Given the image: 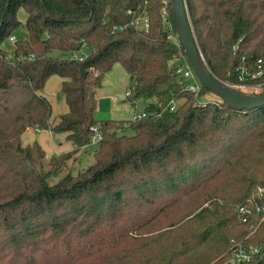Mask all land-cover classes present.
<instances>
[{"label": "trees", "instance_id": "obj_1", "mask_svg": "<svg viewBox=\"0 0 264 264\" xmlns=\"http://www.w3.org/2000/svg\"><path fill=\"white\" fill-rule=\"evenodd\" d=\"M184 1L202 65L223 82L260 67L264 84V0ZM19 11L26 39L8 52ZM137 19L147 29L131 27ZM169 34L178 39L170 0H0V264H228L252 223H238L237 208L258 189L263 221L246 244L264 247V106L195 104L175 83L171 62L185 54ZM115 64L146 118L95 120ZM52 76L68 108L55 124L40 94ZM30 128L64 133L74 149L45 168L42 147L21 143ZM126 128L133 135H117ZM94 129L93 163L72 174Z\"/></svg>", "mask_w": 264, "mask_h": 264}, {"label": "rangeland", "instance_id": "obj_2", "mask_svg": "<svg viewBox=\"0 0 264 264\" xmlns=\"http://www.w3.org/2000/svg\"><path fill=\"white\" fill-rule=\"evenodd\" d=\"M18 19L21 22V27L13 33L16 40L26 39V33L23 27L25 21V13L19 11ZM170 28H168L169 30ZM171 35V41L178 42L176 36ZM4 50L8 52L13 48V42L10 39H6L2 43ZM51 56H58L57 51H52ZM174 65V61L171 62V66ZM62 79L58 76L50 77L46 82L41 96H43L51 106V117L49 122L55 124L58 121L59 115L67 112L68 108L63 98L59 96V89ZM132 86L130 76L125 73L123 68L119 64H115L111 70L104 74L100 89L96 93L97 106L94 113L95 120L99 122L106 121H131L133 113L136 115L142 112V101H138L135 106H130L127 102L125 93ZM205 96V100L216 102L218 98L212 93H208ZM114 100V101H113ZM183 99L179 100L182 104ZM131 109L130 113H126V108ZM125 134L126 136L133 135L130 130L118 131L117 135ZM39 144L45 152L46 160L44 167H47V161L53 156H58L63 153H67L74 149L73 143L66 140V134L53 133L49 130H36L30 128L21 135V143L23 146L32 145L33 143ZM97 148L96 145H91L88 149L80 150L73 160L67 163V170L72 174H77L85 170L93 163L92 152Z\"/></svg>", "mask_w": 264, "mask_h": 264}, {"label": "built area", "instance_id": "obj_3", "mask_svg": "<svg viewBox=\"0 0 264 264\" xmlns=\"http://www.w3.org/2000/svg\"><path fill=\"white\" fill-rule=\"evenodd\" d=\"M161 17L163 21L167 18V12L165 8L161 9ZM134 29H147V22L145 19H137L130 24ZM170 26L167 25V30ZM169 29L168 31H170ZM169 39L171 35L169 34ZM10 41L14 42L15 37H10ZM177 44V42H175ZM81 56L80 53L74 55ZM174 72H175V83L181 89L182 92L189 93L193 96L195 104L206 105L212 104L213 101L205 100V96L201 95L202 85L198 81L197 77L187 59L183 55L176 56L174 58ZM263 74V69L258 67L257 71H251L248 68H241L237 77V81L233 82H223L221 83L228 86L231 89H236L237 92L245 95H263L264 94V84L255 82L256 79L260 78ZM128 95V93L126 94ZM180 105L179 100H171L168 104V110L170 112L174 111ZM147 114L145 111L135 115L133 120L146 118ZM159 117V114L156 115ZM37 130V129H36ZM94 132L96 130L94 129ZM100 140V135L96 132L95 136L91 141V145H98ZM262 197V190L258 189L256 196L247 199L242 205L237 208L236 211V221L240 224H249L248 234L245 236L243 241H231L232 247L228 253V264H264V247L263 246H251L247 245L246 241L251 238L258 230L259 225L263 221L262 212L263 208L259 205V199Z\"/></svg>", "mask_w": 264, "mask_h": 264}, {"label": "water", "instance_id": "obj_4", "mask_svg": "<svg viewBox=\"0 0 264 264\" xmlns=\"http://www.w3.org/2000/svg\"><path fill=\"white\" fill-rule=\"evenodd\" d=\"M170 6L177 26L179 43L183 49L185 58L202 87L220 99L225 104L226 108L235 112L252 111L263 107L264 94L249 96L235 92L228 86L223 85L221 81L211 74L205 65H202L200 61L202 56L188 20L185 1L170 0ZM130 80H132V77H130Z\"/></svg>", "mask_w": 264, "mask_h": 264}, {"label": "crops", "instance_id": "obj_5", "mask_svg": "<svg viewBox=\"0 0 264 264\" xmlns=\"http://www.w3.org/2000/svg\"><path fill=\"white\" fill-rule=\"evenodd\" d=\"M127 92H128V91H127ZM127 92H126V93H127ZM126 93H125V94H126ZM113 101H114V100H113ZM137 103H138V102H137ZM137 103H135L134 105H130V106H135ZM142 105H143L142 111H144V107H145V105H144L143 102H142ZM130 112H131V109H130L129 107H127V108H126V113H130ZM140 113H141V112H140ZM138 114H139V113H138ZM135 115H136V113L134 112V113H133V116H132V120H133V117H134Z\"/></svg>", "mask_w": 264, "mask_h": 264}]
</instances>
